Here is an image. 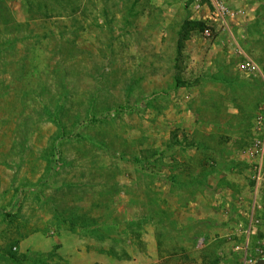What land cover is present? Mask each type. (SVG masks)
I'll list each match as a JSON object with an SVG mask.
<instances>
[{
	"label": "rangeland",
	"instance_id": "rangeland-1",
	"mask_svg": "<svg viewBox=\"0 0 264 264\" xmlns=\"http://www.w3.org/2000/svg\"><path fill=\"white\" fill-rule=\"evenodd\" d=\"M223 1L0 0V264L264 258V0Z\"/></svg>",
	"mask_w": 264,
	"mask_h": 264
},
{
	"label": "built area",
	"instance_id": "built-area-1",
	"mask_svg": "<svg viewBox=\"0 0 264 264\" xmlns=\"http://www.w3.org/2000/svg\"><path fill=\"white\" fill-rule=\"evenodd\" d=\"M209 5L208 15L204 18L208 23V29L205 35L210 37L213 35V29L216 32H227L230 30V25L235 20L237 13L232 10L223 0H200ZM239 54H243L242 50L238 49ZM242 69L248 74L255 77L261 76L262 72L257 63L251 59H247L242 65ZM264 79V77H263ZM263 134L256 139L246 150L245 158L249 164L250 180L256 186L257 191L260 188L264 190V122L261 121ZM257 254L261 253V249H256ZM259 259L249 260L247 263L258 264Z\"/></svg>",
	"mask_w": 264,
	"mask_h": 264
},
{
	"label": "water",
	"instance_id": "water-1",
	"mask_svg": "<svg viewBox=\"0 0 264 264\" xmlns=\"http://www.w3.org/2000/svg\"><path fill=\"white\" fill-rule=\"evenodd\" d=\"M258 264H264V258L260 259V260L258 261Z\"/></svg>",
	"mask_w": 264,
	"mask_h": 264
},
{
	"label": "trees",
	"instance_id": "trees-1",
	"mask_svg": "<svg viewBox=\"0 0 264 264\" xmlns=\"http://www.w3.org/2000/svg\"><path fill=\"white\" fill-rule=\"evenodd\" d=\"M137 162H140L139 159H135Z\"/></svg>",
	"mask_w": 264,
	"mask_h": 264
}]
</instances>
